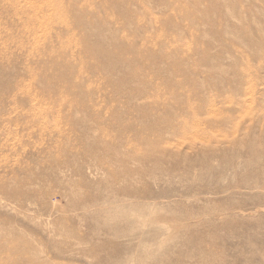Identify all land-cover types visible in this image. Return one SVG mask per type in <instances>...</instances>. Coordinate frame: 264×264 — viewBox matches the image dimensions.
<instances>
[{
	"label": "rangeland",
	"instance_id": "1",
	"mask_svg": "<svg viewBox=\"0 0 264 264\" xmlns=\"http://www.w3.org/2000/svg\"><path fill=\"white\" fill-rule=\"evenodd\" d=\"M0 264H264V0H0Z\"/></svg>",
	"mask_w": 264,
	"mask_h": 264
}]
</instances>
